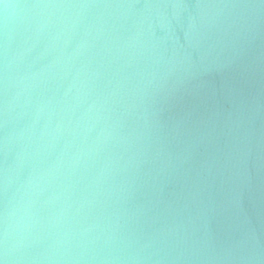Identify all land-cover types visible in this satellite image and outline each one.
I'll return each instance as SVG.
<instances>
[{
  "label": "water",
  "instance_id": "water-1",
  "mask_svg": "<svg viewBox=\"0 0 264 264\" xmlns=\"http://www.w3.org/2000/svg\"><path fill=\"white\" fill-rule=\"evenodd\" d=\"M0 264H264V0H0Z\"/></svg>",
  "mask_w": 264,
  "mask_h": 264
}]
</instances>
